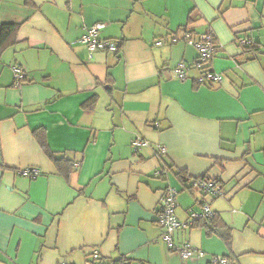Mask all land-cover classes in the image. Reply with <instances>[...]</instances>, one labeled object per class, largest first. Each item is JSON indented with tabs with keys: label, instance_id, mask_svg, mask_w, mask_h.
<instances>
[{
	"label": "crops",
	"instance_id": "1",
	"mask_svg": "<svg viewBox=\"0 0 264 264\" xmlns=\"http://www.w3.org/2000/svg\"><path fill=\"white\" fill-rule=\"evenodd\" d=\"M95 23L116 53L88 54ZM0 24L18 26L0 51V264H86L93 251L106 264H264V0H0ZM207 32L217 85L194 81L187 37ZM196 178L224 196L203 197ZM167 188L181 223L202 204L215 214L173 233L200 257L162 241Z\"/></svg>",
	"mask_w": 264,
	"mask_h": 264
},
{
	"label": "built area",
	"instance_id": "2",
	"mask_svg": "<svg viewBox=\"0 0 264 264\" xmlns=\"http://www.w3.org/2000/svg\"><path fill=\"white\" fill-rule=\"evenodd\" d=\"M104 27L103 23H95L90 28L86 29L85 34L81 37L80 42L87 48L88 54L91 56L94 52H112L118 51V42L110 39H99L98 33ZM187 43L194 47L197 52V59L195 66L200 70L199 75L195 78V83L198 85H217L223 80L221 74L215 73L208 69H203L208 65L213 57L215 51L214 37L207 32L192 39L187 37ZM239 43L242 45H249L251 41L248 39H241ZM159 45L160 43H155ZM190 67L185 63H178L173 69L172 73L177 80L187 79ZM13 77L16 85L24 79V74L18 67H13ZM143 146H148V142L135 138L132 142V149L137 151ZM160 152H164V148H159ZM24 177H35L38 175L37 170L25 169L19 172ZM191 187L199 192L203 197L221 198L224 196V191L220 182L206 178H196L191 181ZM177 191L173 188H167L163 194L160 202V209L157 213L156 223L162 230V241L168 248L174 249L182 260H190L194 257H200L202 252L195 250L188 242H183L180 246L175 247L172 242L173 233L185 226H191L198 220L205 222L209 221L214 216L208 205L202 204L200 211L189 210L188 221L186 224L181 223L175 215L177 207ZM86 264H106L100 257L98 251H93ZM210 264H229L227 258L215 256L211 259Z\"/></svg>",
	"mask_w": 264,
	"mask_h": 264
},
{
	"label": "trees",
	"instance_id": "3",
	"mask_svg": "<svg viewBox=\"0 0 264 264\" xmlns=\"http://www.w3.org/2000/svg\"><path fill=\"white\" fill-rule=\"evenodd\" d=\"M17 31H18V26L15 24H0V51L14 42ZM119 46L120 45H118V47ZM248 46L255 48L252 43L249 44ZM203 69H208V67L206 66ZM50 158L54 162L57 169L61 173H63L64 176L66 177L69 176L72 170V163L70 161L63 158H55L53 155H50ZM214 222H216L215 214L213 218H211L209 221L205 222L203 220H198L194 223V225H204L207 226V228H210L211 225L214 224Z\"/></svg>",
	"mask_w": 264,
	"mask_h": 264
}]
</instances>
